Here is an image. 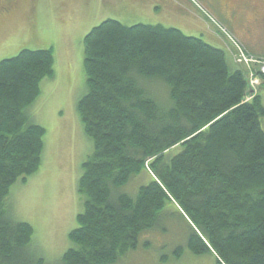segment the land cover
<instances>
[{
  "label": "trees",
  "instance_id": "1",
  "mask_svg": "<svg viewBox=\"0 0 264 264\" xmlns=\"http://www.w3.org/2000/svg\"><path fill=\"white\" fill-rule=\"evenodd\" d=\"M84 64L77 107L93 148L82 165L74 245L60 263L116 264L175 203L192 227L193 253L264 264V103L260 94L247 98L245 71L225 49L178 28L119 19L86 35ZM54 73L51 48L0 61V264H45L9 197L42 164L46 129L28 109ZM144 171L152 181L134 195Z\"/></svg>",
  "mask_w": 264,
  "mask_h": 264
},
{
  "label": "rangeland",
  "instance_id": "2",
  "mask_svg": "<svg viewBox=\"0 0 264 264\" xmlns=\"http://www.w3.org/2000/svg\"><path fill=\"white\" fill-rule=\"evenodd\" d=\"M12 1L16 6L0 19V61L22 49L51 48L55 58L54 76L43 79L41 92L28 109L46 129L43 161L26 182L13 185L9 197L13 216L33 226L32 249L45 264H61L64 253L74 245L70 233L78 228V214L83 210L78 186L93 142L85 133L77 102L87 84L84 39L95 26L127 11L149 24L163 22L202 38L226 50L246 73L247 98L260 94L264 103V26L258 17L251 23L254 6H262L264 0H246L251 3L247 8L233 0H165V8L157 1L152 10L151 0H126L128 7L122 0ZM202 23L207 30L201 29ZM182 148H172L167 156ZM151 181L146 171L137 176L134 195ZM176 206L167 204L156 227L142 234L139 246L116 264H218L214 252L196 254L188 248L192 227ZM178 248L183 249L180 255Z\"/></svg>",
  "mask_w": 264,
  "mask_h": 264
},
{
  "label": "flooded vegetation",
  "instance_id": "3",
  "mask_svg": "<svg viewBox=\"0 0 264 264\" xmlns=\"http://www.w3.org/2000/svg\"><path fill=\"white\" fill-rule=\"evenodd\" d=\"M233 1L234 2L238 1L237 4L239 5L238 7H240V8H243V7L247 8L246 5L250 6V4H251L249 1H246V0H233ZM228 2H232V1L229 0ZM16 4L17 3L15 1H12V0H0V19L7 17V15L12 12V9L16 6ZM254 7L256 8V10L254 11V15H253V18L251 19V23L255 22L254 20H257L256 17H258L260 20L259 22L261 24H263V26H264V4L261 6V5L256 3V6H254Z\"/></svg>",
  "mask_w": 264,
  "mask_h": 264
},
{
  "label": "crops",
  "instance_id": "4",
  "mask_svg": "<svg viewBox=\"0 0 264 264\" xmlns=\"http://www.w3.org/2000/svg\"><path fill=\"white\" fill-rule=\"evenodd\" d=\"M152 2H153V4H150V6H151V10H152V8H153V6L155 5V3L157 2V1H162L163 2V5L162 6H164V3H165V0H151ZM118 1H116L115 3H117ZM124 2H126V0H122V3L123 4H125ZM129 3H127V4H125L126 6L128 5ZM128 7V6H127ZM164 8H165V6H164ZM139 17H141L140 15H135V16H131V14L130 13H128L127 11L126 12H124V13H121V14H117V17H116V19H119V20H121L122 22H127V23H131L130 25H133V24H137V23H140V22H142V23H147V21H144V20H142V18H139ZM132 20V21H131ZM203 21V20H202ZM126 23V24H127ZM150 23H153V22H150ZM160 23H163V22H160ZM203 23H204V21H203ZM202 23V27H201V29L203 30V31H205V30H207V27L206 26H204V24ZM153 24H157V23H153ZM207 33V32H206ZM207 35H208V33H207ZM35 121L37 122V123H39V121H38V118L37 117H35Z\"/></svg>",
  "mask_w": 264,
  "mask_h": 264
},
{
  "label": "built area",
  "instance_id": "5",
  "mask_svg": "<svg viewBox=\"0 0 264 264\" xmlns=\"http://www.w3.org/2000/svg\"><path fill=\"white\" fill-rule=\"evenodd\" d=\"M240 61V60H239ZM241 62V61H240ZM261 71L264 73V64L261 67Z\"/></svg>",
  "mask_w": 264,
  "mask_h": 264
}]
</instances>
